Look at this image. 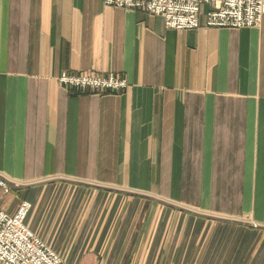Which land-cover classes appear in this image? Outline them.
Segmentation results:
<instances>
[{"label": "crops", "instance_id": "0c3cea01", "mask_svg": "<svg viewBox=\"0 0 264 264\" xmlns=\"http://www.w3.org/2000/svg\"><path fill=\"white\" fill-rule=\"evenodd\" d=\"M63 71L129 85L81 92ZM1 175L0 206L30 200L71 264H264V18L175 29L102 0H0Z\"/></svg>", "mask_w": 264, "mask_h": 264}, {"label": "built area", "instance_id": "2783aa9c", "mask_svg": "<svg viewBox=\"0 0 264 264\" xmlns=\"http://www.w3.org/2000/svg\"><path fill=\"white\" fill-rule=\"evenodd\" d=\"M106 6L146 11L163 17L167 27L194 29L200 26L247 27L257 26L264 18V0H102ZM207 5L204 20L200 11ZM58 80L68 88L98 94L120 92L129 85L124 75L114 72H67ZM9 180L1 175L0 186L9 193ZM32 208L22 199L10 213L0 206V264H71L55 251L26 223Z\"/></svg>", "mask_w": 264, "mask_h": 264}, {"label": "rangeland", "instance_id": "374dc122", "mask_svg": "<svg viewBox=\"0 0 264 264\" xmlns=\"http://www.w3.org/2000/svg\"><path fill=\"white\" fill-rule=\"evenodd\" d=\"M205 6H207V5H205ZM208 8V7H207ZM207 10V9H206ZM205 13V12H204ZM200 14H201V11H200ZM201 19V18H200ZM203 20H204V18H203ZM202 20V21H203ZM203 26V25H202ZM201 27V26H200ZM204 27H220V26H204ZM247 27H249V26H247ZM171 28V27H170ZM241 28V27H240ZM176 29V28H175ZM1 187V186H0ZM3 190V189H2ZM3 193H4V191H3ZM5 194H7V193H5ZM30 214H31V211H30V213H29V216H28V218L26 219V222L28 223V220H29V217H30ZM254 225H255V223H253ZM29 227H30V225L29 224H27ZM74 261H72V263H73Z\"/></svg>", "mask_w": 264, "mask_h": 264}]
</instances>
